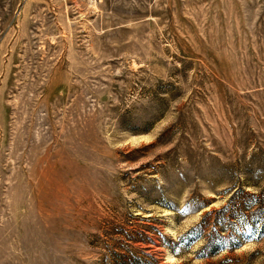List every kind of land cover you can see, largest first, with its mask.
<instances>
[{
	"label": "rangeland",
	"instance_id": "obj_1",
	"mask_svg": "<svg viewBox=\"0 0 264 264\" xmlns=\"http://www.w3.org/2000/svg\"><path fill=\"white\" fill-rule=\"evenodd\" d=\"M0 264H264V0H0Z\"/></svg>",
	"mask_w": 264,
	"mask_h": 264
}]
</instances>
